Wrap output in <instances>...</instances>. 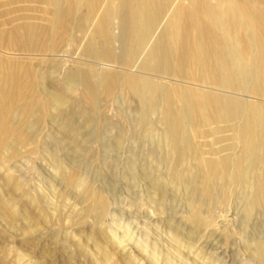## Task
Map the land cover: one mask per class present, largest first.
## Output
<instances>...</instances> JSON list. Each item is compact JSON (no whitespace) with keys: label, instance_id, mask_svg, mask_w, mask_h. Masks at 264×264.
Returning <instances> with one entry per match:
<instances>
[{"label":"bare ground","instance_id":"obj_1","mask_svg":"<svg viewBox=\"0 0 264 264\" xmlns=\"http://www.w3.org/2000/svg\"><path fill=\"white\" fill-rule=\"evenodd\" d=\"M47 3L51 8L46 25L24 21L9 29L5 27L6 30L0 28V50L23 55L50 54L59 51L62 44L75 47L81 42V55L91 63L68 69L60 85L56 84L57 69L54 71L53 66L21 73L15 60L0 57V175L4 163L15 158L20 148L38 134L40 107L55 109L49 120H59L71 135L78 131L74 115L68 111L71 107L67 92L80 85L81 100L89 106L84 116L87 126H107L104 116L100 115V122L97 120L100 105L115 99L120 92L135 105L137 112L130 120L139 139L148 140L161 123L160 141L153 145V153L169 167L168 180L158 175L156 165L148 162L136 167L131 164L127 170L131 174L137 170L147 180L148 187L159 195L161 206L167 207L169 198L176 199L180 187L187 191L188 230L184 233L174 223L171 228L176 236L183 234L189 242L199 230H211L214 224L204 214H211L213 207L226 200L232 186V194L243 204L244 226L255 210L264 212V0ZM50 39L53 43L48 45ZM192 133L214 137L208 144L210 156L191 140ZM89 136L85 132L83 140L69 149L89 154L85 141ZM223 140L229 142L215 146ZM122 141L123 135L117 134L104 146L107 150L119 148ZM74 161L70 155L66 161L58 160L62 171L58 180L65 187L60 189L61 197L72 193L87 201L80 212L72 210L74 217L100 214L108 207L109 198L90 186L80 193L74 191L80 185L79 177L63 169V164ZM9 170L2 178L8 183L18 181L10 177ZM19 195L24 202L18 212L17 201L0 195V207L11 217V226L22 217L29 218L24 203H36L44 210L46 207L43 194L33 196L23 188ZM259 225L264 228V219ZM145 246L139 244L137 249L146 251ZM249 249L257 263L264 264V240L257 239L249 244ZM124 251L121 256L133 264V253ZM2 256L0 251V264H4ZM171 256L167 254L165 260L172 262ZM108 257L104 254V258Z\"/></svg>","mask_w":264,"mask_h":264},{"label":"rangeland","instance_id":"obj_2","mask_svg":"<svg viewBox=\"0 0 264 264\" xmlns=\"http://www.w3.org/2000/svg\"><path fill=\"white\" fill-rule=\"evenodd\" d=\"M47 2L0 0V28L6 30L24 21L34 22L38 26L46 25L51 8ZM79 36L82 37L81 34ZM51 41L47 40L46 43L52 44ZM62 45L59 51L50 54L23 55L4 48V51L0 50V57L15 60L21 73L27 70L43 71L53 66L54 71L57 69L54 73L56 84L60 82L61 85L68 69L84 68L86 63H91L81 55V42L75 47ZM67 95L71 107L68 111L74 115L78 131L71 135L59 120H49L55 109L51 111L40 107L41 120L39 128H36L38 134L20 148L15 158L4 163L0 175V195L11 197L14 203L17 201V212L20 203L24 202L19 195L23 188L33 196L43 194L47 198L45 210L36 203L35 206L24 203L29 218L18 219L15 226L9 225L11 217L0 207V251L4 264H130L121 256L123 249L124 252L133 253V264H258L249 244L257 239L264 240V228L259 225L264 219L263 210H255L249 223L244 226L243 204L232 194L235 190L232 186L228 198L213 207L211 214H204L214 224L211 230H199L189 242L183 234L176 236L172 224H178L184 233L188 230L185 218L189 211L187 191L180 187L178 197L169 198L167 207L161 206L158 204L159 195L148 187L147 180L137 170L134 174L127 170L131 164L136 167L148 162L158 167L159 176L164 179L170 176V171H167L169 167L153 153L154 146L160 141L158 129L162 127L161 123L157 124L158 129L153 130L148 140L139 139L134 134L136 126L130 120L134 111L137 112L135 105L120 92L115 99L102 101L100 105L96 117L99 122L100 115L107 118V126L102 129L87 126L84 116L89 106L81 100L82 87L76 86ZM38 97L41 100V96ZM85 132L90 134L85 139L89 154L81 155L69 148L78 145ZM117 134L123 135L121 146L107 150L104 144H110ZM191 140L210 156L208 144L214 141L213 136L192 133ZM228 142L223 140L215 146ZM69 155L75 157V163L63 164V169L79 177L80 185L74 191L80 193L90 186L108 196L110 203L100 214L74 217L72 210L80 212L87 201L79 200L72 193L61 197L60 189L64 190L65 187L58 180L62 172L58 160L66 161ZM157 160L160 163L156 164ZM8 166L10 177L18 181L8 183L2 178ZM128 173L133 176L130 177ZM172 186L169 182L168 187L171 189ZM58 230L60 233L57 235ZM139 244L147 245L146 251L137 249ZM61 245L65 247L61 248ZM106 253L108 258H104ZM167 254L172 255V262L165 260Z\"/></svg>","mask_w":264,"mask_h":264}]
</instances>
